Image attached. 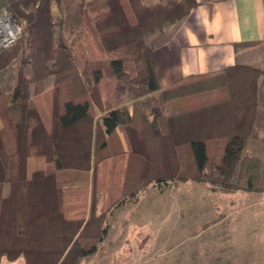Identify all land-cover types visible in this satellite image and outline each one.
Here are the masks:
<instances>
[{"label":"trees","instance_id":"16d2710c","mask_svg":"<svg viewBox=\"0 0 264 264\" xmlns=\"http://www.w3.org/2000/svg\"><path fill=\"white\" fill-rule=\"evenodd\" d=\"M0 5L25 21L16 41L0 48V72L13 68L12 86L0 87V262L22 257L25 264H78L95 251L111 206L99 207L94 174L87 216L62 215L60 190L94 171L117 129L128 151L118 204L154 181L264 191V42L236 41L233 64L160 89L144 33L189 14L196 0ZM86 21L110 54L106 63L85 59L80 66L66 42L63 32L81 31ZM104 68L115 78L117 105L98 122L94 103ZM36 82L52 87L50 128L32 99ZM40 156L53 167L29 170L28 159Z\"/></svg>","mask_w":264,"mask_h":264},{"label":"rangeland","instance_id":"374dc122","mask_svg":"<svg viewBox=\"0 0 264 264\" xmlns=\"http://www.w3.org/2000/svg\"><path fill=\"white\" fill-rule=\"evenodd\" d=\"M84 26L73 34L63 32L80 66L85 59L106 63L110 54L101 49L87 21ZM252 62L261 65L257 59ZM7 68L0 72L3 89L12 86L13 68ZM104 75L106 84L115 82L105 68ZM32 87V99L49 108L51 114L52 87L44 82H36ZM96 91L98 99L97 85ZM121 99L130 103L125 95ZM44 111L47 122L49 117ZM97 113L95 108L94 116ZM104 154L106 157L97 163L94 171L90 169L69 179L61 190L60 205L63 201L69 204L64 210L72 216H87L94 174L99 207L111 206L104 222L106 232L96 243L95 251L81 257L78 264H264V191L223 192L206 182L190 179L154 181L118 204L116 200L124 188L128 151L127 148L124 151L115 135L109 139ZM28 163L29 170L53 167L42 156L31 157ZM1 264H23V261L21 257L14 261L2 259Z\"/></svg>","mask_w":264,"mask_h":264},{"label":"crops","instance_id":"0c3cea01","mask_svg":"<svg viewBox=\"0 0 264 264\" xmlns=\"http://www.w3.org/2000/svg\"><path fill=\"white\" fill-rule=\"evenodd\" d=\"M196 1V7L189 14L174 22H164L160 28L144 33L147 53L153 63L160 89L186 75L212 72L233 64V43L236 41L264 42V0ZM104 77L105 75L97 82L99 96L94 103L98 110L95 116L98 122L105 112L117 105L114 98L115 82L111 80L106 84ZM108 85L109 92L106 91ZM40 95H37V98ZM38 99L40 101V97ZM106 99L110 100L107 104ZM36 102L43 119L44 110L45 115L49 117L48 121L44 119V122L46 127L50 128L49 108H43V104L37 100ZM128 108L130 110L131 105L128 104ZM116 135L125 151L127 145L122 131L117 129ZM66 205L69 206L65 201L60 205L62 215L74 217L64 210ZM22 261L25 264L23 258Z\"/></svg>","mask_w":264,"mask_h":264},{"label":"built area","instance_id":"2783aa9c","mask_svg":"<svg viewBox=\"0 0 264 264\" xmlns=\"http://www.w3.org/2000/svg\"><path fill=\"white\" fill-rule=\"evenodd\" d=\"M23 24L16 21L10 10L0 5V48H6L16 41Z\"/></svg>","mask_w":264,"mask_h":264}]
</instances>
